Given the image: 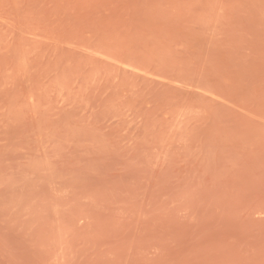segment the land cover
Listing matches in <instances>:
<instances>
[{
	"label": "rangeland",
	"instance_id": "obj_1",
	"mask_svg": "<svg viewBox=\"0 0 264 264\" xmlns=\"http://www.w3.org/2000/svg\"><path fill=\"white\" fill-rule=\"evenodd\" d=\"M0 264H264V0H0Z\"/></svg>",
	"mask_w": 264,
	"mask_h": 264
}]
</instances>
